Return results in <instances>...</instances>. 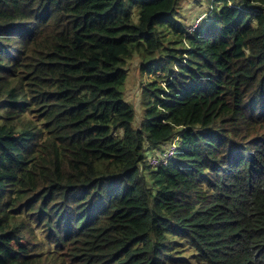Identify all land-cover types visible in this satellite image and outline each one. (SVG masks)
Returning <instances> with one entry per match:
<instances>
[{"label": "trees", "instance_id": "trees-1", "mask_svg": "<svg viewBox=\"0 0 264 264\" xmlns=\"http://www.w3.org/2000/svg\"><path fill=\"white\" fill-rule=\"evenodd\" d=\"M183 1L0 0V264H264V0Z\"/></svg>", "mask_w": 264, "mask_h": 264}, {"label": "rangeland", "instance_id": "rangeland-1", "mask_svg": "<svg viewBox=\"0 0 264 264\" xmlns=\"http://www.w3.org/2000/svg\"><path fill=\"white\" fill-rule=\"evenodd\" d=\"M211 3H208L207 0H185L181 3L180 10V20L187 24L189 31H191L192 26L199 23L201 20L207 21L211 17ZM199 24H202L201 22ZM137 61H133L129 64V80L126 86V99L133 103L136 107L140 109L139 101V88L141 83L151 82L154 78L152 74H142ZM161 75V73H158ZM170 144L164 146V150L168 152ZM152 156H158L153 158H161L164 154L163 150H156L151 152ZM150 159V158H149ZM160 160V159H159ZM53 249L48 250L47 252L52 253ZM50 256L52 254H49Z\"/></svg>", "mask_w": 264, "mask_h": 264}, {"label": "built area", "instance_id": "built-area-1", "mask_svg": "<svg viewBox=\"0 0 264 264\" xmlns=\"http://www.w3.org/2000/svg\"><path fill=\"white\" fill-rule=\"evenodd\" d=\"M175 151H176V145L173 144V145L169 148L168 152H167V151L164 152V154L162 155L161 158H165V159H167V158H169V157H172V156L174 155ZM161 158H160V160L157 159V158H153L152 161H151V163L153 164V166H158V165L161 163Z\"/></svg>", "mask_w": 264, "mask_h": 264}, {"label": "clouds", "instance_id": "clouds-1", "mask_svg": "<svg viewBox=\"0 0 264 264\" xmlns=\"http://www.w3.org/2000/svg\"><path fill=\"white\" fill-rule=\"evenodd\" d=\"M173 143L176 145V144H177V140H175ZM172 145H173V144H172ZM172 145H171V146H172ZM163 152H165V150H163Z\"/></svg>", "mask_w": 264, "mask_h": 264}]
</instances>
